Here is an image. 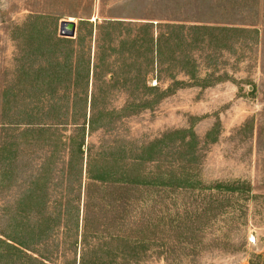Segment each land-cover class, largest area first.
<instances>
[{"label":"rangeland","instance_id":"rangeland-1","mask_svg":"<svg viewBox=\"0 0 264 264\" xmlns=\"http://www.w3.org/2000/svg\"><path fill=\"white\" fill-rule=\"evenodd\" d=\"M64 20L81 38L50 85ZM147 22L238 30L166 51L161 88L180 83L146 108ZM48 158L51 205L71 199L92 239L143 241L139 264H264V0H0V264H33L3 241L35 221Z\"/></svg>","mask_w":264,"mask_h":264},{"label":"trees","instance_id":"trees-1","mask_svg":"<svg viewBox=\"0 0 264 264\" xmlns=\"http://www.w3.org/2000/svg\"><path fill=\"white\" fill-rule=\"evenodd\" d=\"M122 21H110L106 25L118 26ZM146 32V84L144 85V95L148 94V100H145L144 106L150 108L155 102H158L160 98L167 94V91L173 89L175 85L180 83L174 80L173 74H170L173 83L167 89L161 88V70L162 61L166 51L174 53L175 46H179L182 43L189 42L187 36L189 32H198L200 30L218 29L221 31L238 30L232 27H214L193 25L187 27L185 24L178 23H157L147 22L143 26ZM191 34V33H190ZM176 36V38H174ZM192 36V35H191ZM81 38L78 34L77 38H66L55 36L52 39L53 45L56 50H60L63 47V59L61 54L57 60H53L49 63L50 69H52L51 84H56L62 77V71L65 70L66 65L69 66V59L73 50H65V45L71 42L79 43ZM138 38L133 43H138ZM56 53V51H55ZM57 54V53H56ZM176 59L175 56L173 58ZM72 62V61H71ZM65 63V64H64ZM90 65L84 73V77L89 80L90 77ZM62 69V71H61ZM155 76L156 83L154 85L147 84V77L150 75ZM53 84V85H54ZM53 94H57L53 90ZM53 96V95H52ZM58 97L57 102L64 99ZM96 103V96L92 95L91 106L94 109ZM135 102L131 103V107L136 106ZM128 106L125 107L127 109ZM86 117V116H85ZM94 119V117L92 118ZM92 119L90 123H92ZM86 119L83 130L85 128ZM81 128V127H80ZM194 137V134H193ZM54 165L52 158H48L45 163L40 165L39 173L37 174L33 185L34 188V212L36 219L31 223H23V225L14 226V223L9 226V230L5 233V248L9 251L18 253L26 260L39 264H139L143 260V241L134 240L128 244L130 251L123 247V238L116 234H110L103 236L95 232L96 237L91 236V232L86 227L87 219H85V226L81 228L80 214L78 206L68 198L66 204H52L49 201V192L45 197V191H49V185L52 183L49 181V176H44L42 172L51 171ZM76 165L69 162L68 166H65L62 172L72 174V170H75ZM41 171V172H40ZM111 171H104L94 176L96 180H104ZM64 174V173H63ZM65 176V174H64ZM79 179H76L77 182ZM56 183H53V185ZM134 185H142L140 182L132 180ZM80 185L77 187L79 188ZM75 188H72L73 190ZM134 191L135 187H134ZM69 192V191H67ZM77 199V196H75ZM46 199V200H45ZM51 205V206H50ZM64 246L66 252H71L74 257L70 258L68 253L62 256L59 253L60 248ZM123 249V250H122ZM58 257H63V261H58ZM20 264H27L21 262Z\"/></svg>","mask_w":264,"mask_h":264},{"label":"water","instance_id":"water-1","mask_svg":"<svg viewBox=\"0 0 264 264\" xmlns=\"http://www.w3.org/2000/svg\"><path fill=\"white\" fill-rule=\"evenodd\" d=\"M77 34V24L73 20H64L60 24V35L66 38H74Z\"/></svg>","mask_w":264,"mask_h":264}]
</instances>
